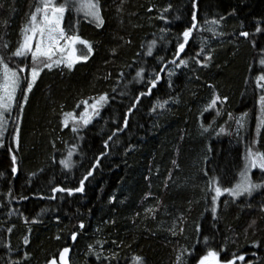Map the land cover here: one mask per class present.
<instances>
[{"label":"trees","instance_id":"1","mask_svg":"<svg viewBox=\"0 0 264 264\" xmlns=\"http://www.w3.org/2000/svg\"><path fill=\"white\" fill-rule=\"evenodd\" d=\"M37 3L0 0V56L10 67L31 64L30 57L12 53ZM100 6L102 26L74 12H66L62 25L68 35L92 43L88 61L72 70L45 69L26 103L17 93L0 139V264H46L66 246L69 264H132L134 256L144 264H177V256L180 264H198L209 249L221 262L243 255L236 264H264V188L235 199L225 193L215 215L209 191L213 177L222 188L237 183L253 141L264 151V128L256 131L264 0H100ZM193 11L198 29L180 54L187 66L177 67L170 61ZM141 68L143 80L136 77ZM155 73L161 77L156 88L136 104ZM105 93L108 103L92 123L75 133L70 123L64 127V113L78 115L80 101ZM216 95L227 100L204 111ZM245 113V127L238 128ZM70 150L73 166L67 169L60 161ZM90 170L83 192L53 193L78 188Z\"/></svg>","mask_w":264,"mask_h":264},{"label":"snow or ice","instance_id":"2","mask_svg":"<svg viewBox=\"0 0 264 264\" xmlns=\"http://www.w3.org/2000/svg\"><path fill=\"white\" fill-rule=\"evenodd\" d=\"M196 5L193 4V8L195 9ZM172 8V5L169 4L166 8L163 9V12H169ZM148 11H152V9H148ZM66 12H74L77 15L83 13L86 18H90L92 21H95L97 26H102L104 23L103 16L101 15V6L100 0H38V3L35 5V10L30 13L29 20L27 26H25L21 31L23 35V42L19 44L16 50L12 53V56L17 58H29L31 60V64H24L23 66L17 65L16 67H10L9 63L5 62L3 56H0V138H2L7 131V122L8 118L11 116L12 110L17 106V93L22 92L24 103L27 102L28 93L33 90L34 85L37 82V79L40 77L41 72L45 69L51 71L53 67H66L68 70H72L75 64L80 62H87L90 56L93 54V45L91 42L81 39L78 35H67L65 32V28L62 27V23L64 21ZM179 17H177L178 19ZM159 19L165 20L167 22V18L161 14ZM212 24H216L217 21H212ZM198 29V21H197V13L193 11L191 13V26L185 28L182 32L183 42H179L177 49L175 52V59L170 61L172 64H176L177 67L180 65L187 66V61L180 58V54L184 52L185 46L188 44L190 38L193 35V31ZM212 31V29H208ZM165 29H161V32H164ZM261 28L257 27L256 32H260ZM213 35H216L213 32ZM242 37H248L249 33L242 31L240 33ZM35 41V46H33V42ZM61 41H64L63 46L61 45ZM128 43H131L129 41ZM83 45V49L80 50V53L77 54V49L75 45ZM156 44V41L153 40L147 48V55L151 56L153 54V48ZM5 48L8 47L7 44L4 45ZM204 52V48H201V52L197 53V56L201 55ZM115 50H113V55H115ZM206 60L210 61L212 59L211 55H207L205 57ZM177 60L179 64H177ZM199 63V61H197ZM261 66H264V58L259 61ZM207 67V64L203 65ZM167 65L160 69L161 72L165 71ZM28 72L29 75H23L25 72ZM144 70L141 68L136 72V77L140 80H143ZM123 75V74H121ZM169 76L173 75L172 72L168 73ZM161 77L159 73H155L153 78L148 81L150 85L147 89V92H141L139 97L135 98V103L138 104L140 102V97L145 95H150L152 89L156 88L158 82ZM261 81H264V74L258 75L256 79V86L262 90V94L259 96V105L261 115L257 118V135H259L261 128H264V84H261ZM123 94V93H122ZM93 102L89 104L88 100H82L79 104H77V108L83 104L84 111H82L79 116H77L73 112L64 113L65 119L62 121L65 128L69 126V123H72V132L78 131V126L83 125L87 126L92 123L94 117L99 116L101 109L108 103V95L107 93L99 96V98H89ZM227 100V97L221 98L216 95L211 100L210 104L204 109V111H208L211 108H214L217 104V101L224 102ZM167 104V101L163 103H158L157 107L163 108L164 105ZM89 108L91 112H89ZM24 104H19L20 113L23 112ZM155 110V109H153ZM247 113L243 114L236 121L238 128L245 127V118L247 117ZM229 118L231 119V114H229ZM125 127L127 126V120L124 121ZM203 127V126H202ZM205 132L208 131V128L203 129ZM224 130L221 129V132ZM15 137L14 139L19 141V127L17 126L15 129ZM219 134V133H218ZM111 139V137H109ZM258 141H253V144L248 146L245 151L244 156V164L242 169L239 172L240 179L238 182L232 186L227 188H222L219 185V181L213 177L209 181V191L214 192L215 195L212 196V213L215 215L217 199L227 193L229 196L235 198H239L242 196H251L255 191L264 188V184L256 183L253 181L251 173L252 170L258 169L262 174H264V151H259L255 149V144ZM3 145L0 144V147ZM104 147H108L107 143H105ZM72 155L73 151L70 150L67 154V157L60 161V164L63 165L64 168L70 169L72 165ZM99 159L96 161V166L99 165ZM12 163L15 165L16 157L12 156ZM175 163V162H173ZM16 168L13 167V173L16 172ZM35 175V173L33 174ZM93 175V171H88L86 175L80 180V186L75 189H66V188H54L53 193L57 192H67L69 196L73 195L74 192H83L85 182L88 181L89 177ZM207 175V173H205ZM50 199H55V195L49 197ZM35 223L36 221H32ZM255 223V222H253ZM84 225L81 224L80 228H83ZM11 232V229H8ZM175 234V233H174ZM59 239V237H57ZM73 241L76 240V234H72ZM25 243H28L27 237H25ZM207 243V241H205ZM258 246V245H254ZM69 252L68 248H64L60 253L61 264H66L65 256ZM116 254H113V258H115ZM191 255V254H189ZM100 257L97 256V259ZM181 257L177 256V264H180ZM239 260L241 262L245 261V257L243 255L235 256L233 259L224 262V264H236V261ZM51 264H56L55 260L51 261ZM132 264H144V260L142 257L134 256L132 257ZM198 264H222L220 260V254L215 251L209 249L206 254L202 255Z\"/></svg>","mask_w":264,"mask_h":264},{"label":"rangeland","instance_id":"3","mask_svg":"<svg viewBox=\"0 0 264 264\" xmlns=\"http://www.w3.org/2000/svg\"><path fill=\"white\" fill-rule=\"evenodd\" d=\"M81 15H83V13H80ZM65 15H66V13H65ZM84 16V15H83ZM64 19H65V17H64ZM89 20H91L90 18H88ZM92 21V20H91ZM64 22V21H63ZM94 24H96V22L95 21H92ZM28 24V23H27ZM27 24H26V26H27ZM62 25H63V23H62ZM97 25V24H96ZM63 27V26H62ZM67 34V33H66ZM68 35V34H67ZM23 42V35H22V40H21V43ZM63 44H64V41H61V45L63 46ZM33 46H35V41L33 42ZM80 46H83V45H79V44H77V45H75V47H76V49H77V54H78V51H79V48H80ZM95 98V97H94ZM89 101V104H91L93 101L92 100H88ZM85 107V106H84ZM82 111H84V108H83V110H81V112ZM80 112V113H81ZM89 112H91V109L89 108ZM79 113V114H80ZM79 114L77 115V116H79ZM70 124L72 125V123L70 122ZM1 139V138H0ZM251 176H252V179H253V181L254 182H256V183H262L263 181H264V174H262L258 169H254V170H252V173H251ZM239 179H240V177H239ZM238 179V180H239ZM238 182V181H237ZM215 195V194H214ZM222 264H224V262H222Z\"/></svg>","mask_w":264,"mask_h":264},{"label":"water","instance_id":"4","mask_svg":"<svg viewBox=\"0 0 264 264\" xmlns=\"http://www.w3.org/2000/svg\"><path fill=\"white\" fill-rule=\"evenodd\" d=\"M64 248H68L69 249V252L66 254V256L64 258L65 261H66V264H69L70 263V256H71V247L70 246H66ZM63 249H61V251L59 252L57 257L50 259L46 264H51V261H53V260H55L56 264H61L60 253L63 251Z\"/></svg>","mask_w":264,"mask_h":264}]
</instances>
